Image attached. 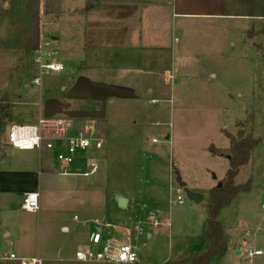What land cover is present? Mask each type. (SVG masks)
<instances>
[{
	"label": "rangeland",
	"instance_id": "374dc122",
	"mask_svg": "<svg viewBox=\"0 0 264 264\" xmlns=\"http://www.w3.org/2000/svg\"><path fill=\"white\" fill-rule=\"evenodd\" d=\"M201 1L204 7L210 5ZM8 2L0 0V103H11L5 114L8 119L2 124L3 139L14 124L41 119L72 122L82 114L91 116L95 123L84 128L95 129L105 141L101 153L94 150L101 170L94 177L80 180L90 181L94 189L106 190L115 203L119 196L132 198L129 208L120 209L102 193L80 192L77 204H71L64 214L75 223L77 231L62 242L77 246L99 226L107 234L110 224V229L123 226L130 230L118 238L134 247L142 264H176L205 255L212 245L205 237L209 193L225 182L230 168L226 155L231 144L226 133L238 137L245 130L255 139L264 138V36L260 34L254 40L256 45L248 40L249 31L255 35L263 29L264 19L186 23L188 20L175 18L180 23L175 35L177 44H188L190 48L179 53L174 77L167 80V93L145 95L129 111L130 115L146 118L151 130L142 134L137 128L110 126L105 89L108 81H93L91 72L49 71L42 85L34 84L38 66L35 53L28 48L35 44L36 33L40 42L41 36L49 39L55 35L53 24L61 18V0H12L10 6H5ZM65 2L78 5L84 0ZM228 3L227 10H241L239 0ZM210 25L221 33L208 32ZM217 41L221 42L220 48L212 49V43ZM212 72L217 79L210 78ZM151 98L158 105L151 104ZM147 138H156L159 144L149 145ZM142 140L145 151L141 149ZM212 145L224 156L214 155ZM160 148L168 172L157 175L159 189L149 191L154 182L140 171L141 159L154 160L155 150ZM174 162L183 168V181H196L191 190L204 196L200 204L190 201L184 191L183 203L175 202L178 171ZM248 181L251 189L240 192L218 217L228 250L210 264H264V256L251 262L247 258L249 249H264V144L252 151L250 162L240 169L235 184L245 185ZM156 222L160 225L155 226ZM236 251L242 255L237 256Z\"/></svg>",
	"mask_w": 264,
	"mask_h": 264
},
{
	"label": "crops",
	"instance_id": "0c3cea01",
	"mask_svg": "<svg viewBox=\"0 0 264 264\" xmlns=\"http://www.w3.org/2000/svg\"><path fill=\"white\" fill-rule=\"evenodd\" d=\"M7 1L9 2L5 6H10L12 0ZM205 2L210 5L204 7L201 0H84L78 5L61 0V18L52 23L56 33L45 39L50 43L48 50L51 53V61L62 64L68 71L84 74L91 72L93 81L107 80L105 89L110 103V126L137 128L143 134L145 130H151L146 118L136 113L130 115L129 111L145 95L149 97L155 93L163 96L167 93V80L174 77L179 53L190 48L188 44H183L182 47L177 44L179 40L175 35L180 29V23H176L174 19L188 20L184 21L186 23L251 19L227 10L224 0ZM207 30L210 33H221L211 25ZM224 31L228 33V30ZM260 31H256L251 38L248 35V40L252 41L253 45H256L254 40L260 36ZM220 46L219 41L212 43V49H219ZM210 78L217 79V74L212 72ZM149 101L153 104L152 101L157 100L151 98ZM154 105H158V101ZM64 116L68 117V114ZM38 121L14 125H35ZM71 121L69 123L72 129L67 131V136L95 123L91 121V116L83 114ZM96 134L101 138L98 131ZM168 138L167 135L166 139ZM6 139L7 137H2L1 126L0 144L6 143ZM149 140L147 138L146 143L152 145ZM104 146L95 151L101 153ZM141 149L145 151L143 140ZM60 150L61 146L54 151L43 148L42 151L20 152L2 145L0 255L14 252L22 259L40 256L45 260V264H76L80 263L76 260L77 251L89 245L93 233L102 231L104 238L119 239L120 234L130 232L123 226L110 229L109 224L107 234L99 226L77 246L62 242L63 238H71L70 235H75L77 231L75 223L64 214L71 204H77V195L80 192L98 195L102 193L104 198L112 199L106 190L94 189L90 186V181L83 183L80 180L84 177L81 174L87 170V160L81 156L95 159L99 164V171L101 170L100 159L94 157V150L80 155L77 162L68 168V174L62 172L63 166L56 158ZM155 151L157 157L154 160L143 157L140 164L142 174L153 178L154 186L149 187V191H157V175H166L168 172L164 151L161 148ZM174 165L182 176L181 165H176L175 162ZM185 182L190 190L192 184L196 183L193 178ZM32 192L39 194L40 209L37 212H27L22 208L25 195ZM126 197L129 200V208L132 198ZM112 202L118 207L117 201ZM53 212H56V215H52ZM76 219L77 216H74V220ZM148 236L152 237L151 234ZM5 246L9 248H3Z\"/></svg>",
	"mask_w": 264,
	"mask_h": 264
},
{
	"label": "built area",
	"instance_id": "2783aa9c",
	"mask_svg": "<svg viewBox=\"0 0 264 264\" xmlns=\"http://www.w3.org/2000/svg\"><path fill=\"white\" fill-rule=\"evenodd\" d=\"M49 48L50 43L41 36L40 47L34 52V61L38 66L34 84L42 85L43 76L49 71L62 72L65 70L62 64L50 60ZM152 103L157 104V101H152ZM71 129V124L62 119H41L35 125H13L8 132L6 143L1 142L0 144V155L2 145L20 152L42 151L43 148L54 151L58 146H61L56 158L63 166L62 172L68 174V168L77 162L80 155L87 154L91 150L99 151L104 146V141L97 136L95 129L88 127V129L78 130L71 136H67V131ZM149 141L152 145L159 144L156 138ZM81 158L87 160V170L81 175L84 177L95 175L99 170L98 162L95 159L86 158V155L81 156ZM182 192L183 189L179 186L175 189V202L178 204L183 203ZM22 208L27 212H37L40 209L39 194L36 192L27 193ZM159 225L160 223H155V226ZM260 256H264V249H249L247 252V258L250 262L253 258ZM76 260L83 263L141 264L134 247L115 237L104 238L102 231L91 235L89 245L77 251ZM15 262L19 264H45V260L40 256L22 259L14 252L0 255L1 264H13Z\"/></svg>",
	"mask_w": 264,
	"mask_h": 264
},
{
	"label": "trees",
	"instance_id": "16d2710c",
	"mask_svg": "<svg viewBox=\"0 0 264 264\" xmlns=\"http://www.w3.org/2000/svg\"><path fill=\"white\" fill-rule=\"evenodd\" d=\"M224 1L226 4L228 3V0ZM238 5L241 7V10L236 13L237 15L251 19H264V0H239ZM260 34L264 36V27L260 31ZM252 36L250 32L249 37L251 38ZM34 41L35 44L33 47L28 48V51L36 52L39 49L40 40L38 33H36ZM10 107L11 103L7 100H3L0 103V131L2 124L8 119L5 114ZM226 136L231 144L230 153L226 155L230 157V168L222 188L215 187L209 193L211 204L208 208L209 216L206 223L205 237L211 241V248L200 258H190L176 264H186L188 262H192L193 264H210L214 257L224 256L227 252V246L223 242L224 227L218 221V217L221 211L238 197L240 192L251 189L250 181L245 185H236L235 179L239 175L240 169L250 162L252 151L261 144H264V138L255 139L251 133H246L245 130H242L238 137L230 133H226ZM210 150L216 156H224V153L213 145L210 147Z\"/></svg>",
	"mask_w": 264,
	"mask_h": 264
},
{
	"label": "water",
	"instance_id": "95a60500",
	"mask_svg": "<svg viewBox=\"0 0 264 264\" xmlns=\"http://www.w3.org/2000/svg\"><path fill=\"white\" fill-rule=\"evenodd\" d=\"M230 159V157H229ZM176 183L178 184V186L183 189V191L185 192L187 198L196 203V204H200L203 200H204V196L201 195V194H198V193H195L193 192L192 190H190L188 188V185L185 181H183L182 179V176L180 174H178L176 176V179H175ZM223 184L222 183H219L218 185V188H222ZM116 201H117V204H118V207L120 209H126L128 207V203H129V200L125 197H122V196H119L116 198ZM242 253L240 251H236V255L237 256H240Z\"/></svg>",
	"mask_w": 264,
	"mask_h": 264
}]
</instances>
